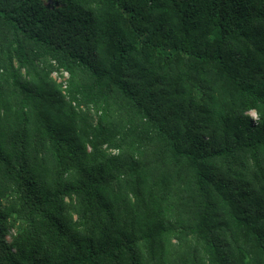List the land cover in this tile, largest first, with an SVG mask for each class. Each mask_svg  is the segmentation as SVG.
<instances>
[{
  "label": "trees",
  "instance_id": "trees-1",
  "mask_svg": "<svg viewBox=\"0 0 264 264\" xmlns=\"http://www.w3.org/2000/svg\"><path fill=\"white\" fill-rule=\"evenodd\" d=\"M0 264H264V0H0Z\"/></svg>",
  "mask_w": 264,
  "mask_h": 264
},
{
  "label": "rangeland",
  "instance_id": "rangeland-1",
  "mask_svg": "<svg viewBox=\"0 0 264 264\" xmlns=\"http://www.w3.org/2000/svg\"><path fill=\"white\" fill-rule=\"evenodd\" d=\"M51 78L53 81H55L58 85L62 86V89L64 90L65 89V81L66 79L68 78V75L64 72H61V71H54L52 74H51ZM83 111H86V109H82ZM90 114H94L95 113L93 111H90ZM251 115L253 117L256 118V115L254 112L251 113ZM17 228H14L11 230L10 234L8 235L7 239L9 242H12V239L13 237L16 235L17 233Z\"/></svg>",
  "mask_w": 264,
  "mask_h": 264
}]
</instances>
